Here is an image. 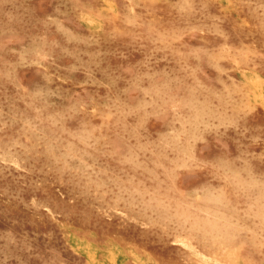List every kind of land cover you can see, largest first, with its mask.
Wrapping results in <instances>:
<instances>
[{
    "label": "rangeland",
    "instance_id": "rangeland-1",
    "mask_svg": "<svg viewBox=\"0 0 264 264\" xmlns=\"http://www.w3.org/2000/svg\"><path fill=\"white\" fill-rule=\"evenodd\" d=\"M0 264H264V0H0Z\"/></svg>",
    "mask_w": 264,
    "mask_h": 264
},
{
    "label": "bare ground",
    "instance_id": "bare-ground-1",
    "mask_svg": "<svg viewBox=\"0 0 264 264\" xmlns=\"http://www.w3.org/2000/svg\"><path fill=\"white\" fill-rule=\"evenodd\" d=\"M231 3V2H230ZM223 4V3H222ZM228 6V5H227ZM106 8V7H105ZM228 10V9H227ZM111 11V10H110ZM117 12V11H116ZM246 23V22H245ZM240 75H241V73H240ZM257 75V74H256ZM262 81H263V79H262ZM246 83V82H245ZM246 85H247V83H246ZM252 89V88H251ZM250 91V90H249ZM254 97V96H253ZM250 98V97H249ZM253 100V99H252ZM251 101V100H250ZM254 102V101H253ZM252 102V103H253ZM249 103V102H248ZM62 228V227H61ZM72 250H73V248H72ZM132 262V261H131Z\"/></svg>",
    "mask_w": 264,
    "mask_h": 264
}]
</instances>
